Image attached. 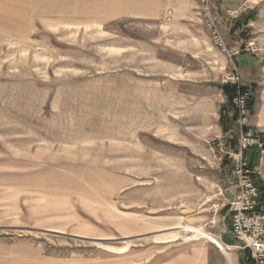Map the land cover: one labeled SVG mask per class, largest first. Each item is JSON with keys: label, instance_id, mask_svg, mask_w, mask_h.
<instances>
[{"label": "rangeland", "instance_id": "obj_1", "mask_svg": "<svg viewBox=\"0 0 264 264\" xmlns=\"http://www.w3.org/2000/svg\"><path fill=\"white\" fill-rule=\"evenodd\" d=\"M203 1L0 0V264H229L210 233L241 264L209 139L262 52L222 0L215 46Z\"/></svg>", "mask_w": 264, "mask_h": 264}, {"label": "built area", "instance_id": "obj_2", "mask_svg": "<svg viewBox=\"0 0 264 264\" xmlns=\"http://www.w3.org/2000/svg\"><path fill=\"white\" fill-rule=\"evenodd\" d=\"M203 17L208 30L210 29L213 44L226 50L225 40L219 26L212 18L209 9V0H204ZM255 44L245 43V48L251 52L255 51ZM242 46V45H241ZM240 48L233 54L239 53ZM225 83H231L238 87L236 94L232 97L230 117H235L234 123L239 130L234 137L229 139H209V147L213 157L219 162H228L231 166V197L222 200L221 208L227 209V218L230 222V232L238 242L237 248L247 251L252 264H264V190L258 184L256 170L249 161V152L257 149L260 157H264V136L255 132L250 126L249 101L252 97L250 90H241L245 84L240 82V74L229 75ZM231 133V131H229ZM234 141L231 146L230 142ZM216 220L215 217L211 219ZM203 234V233H202ZM209 234V233H208Z\"/></svg>", "mask_w": 264, "mask_h": 264}, {"label": "crops", "instance_id": "obj_3", "mask_svg": "<svg viewBox=\"0 0 264 264\" xmlns=\"http://www.w3.org/2000/svg\"><path fill=\"white\" fill-rule=\"evenodd\" d=\"M167 5V3L165 4ZM221 10L225 14H229L232 16V19L234 21H237L238 19H241L244 15H247L252 9H256L255 11V18L252 19L249 23L250 26H252V32L253 38L257 41V44L261 48L260 54H253V53H245L241 59L239 60V66L241 68V71L244 74V78L247 82H250L251 84H255V89L253 92L254 95V106H253V113L250 118V126L255 132L262 133L264 136V0H222L221 3ZM234 27V26H233ZM233 27L230 28L231 34L228 36H225L226 41L228 43H238L233 41L234 38L240 36L239 31L233 30ZM242 42V39L239 40ZM214 83H209L210 86H214ZM221 84V83H220ZM220 84H217L218 86ZM249 84V85H251ZM222 94V99L220 100V106L218 110V122H219V128L220 130L226 135L229 136L230 132L226 133L224 132L221 123H220V109L223 104L226 102V97L223 93V90L220 88ZM229 114V112H228ZM235 143L234 141L230 142V145L233 146ZM249 161L252 164L253 168L256 170V177L258 179V184L262 187L264 186V157H260L258 150L255 148L249 152ZM231 181H229V185L226 189L227 194L229 197L232 196L231 191L233 190V187H231ZM229 221V219H226ZM230 223V222H229ZM208 234V233H206ZM210 238L214 241L213 237L218 238L220 242L223 245H219L214 241V243L220 247L221 251L228 257L229 264H234V262H231L230 259V252L229 247L227 244H225L220 235L212 234L210 233ZM226 236L228 237V231L226 233ZM230 238V237H228ZM227 251V252H226ZM242 257H238V260L241 264L245 263V251H242L240 253ZM248 256L246 258H250L249 253H247ZM246 264V263H245Z\"/></svg>", "mask_w": 264, "mask_h": 264}, {"label": "trees", "instance_id": "obj_4", "mask_svg": "<svg viewBox=\"0 0 264 264\" xmlns=\"http://www.w3.org/2000/svg\"><path fill=\"white\" fill-rule=\"evenodd\" d=\"M255 14L256 13L254 12V14L248 13L246 16H243L241 19H239L236 22L232 31L240 29V36L244 39H248V35L246 32L249 31L250 27H247V25L249 24L250 19L255 18ZM242 49H241V51L245 52ZM219 86L223 90V93L226 97V102H225V104L222 105V107L220 109V123H221V126H222L224 132L228 133L231 130L232 122H234V120H235V117H230L228 112L231 108L232 97L236 94L238 87L234 84H231V83H221ZM255 87H256L255 84L245 85L244 87H241V90L243 89L244 91L245 90L251 91L252 97L249 101L250 102L249 103V109H250L251 115L253 113V106H254L253 92H254ZM262 190H264V186L262 187ZM225 210H227V209H225ZM248 260H249V262L252 261L251 258H248Z\"/></svg>", "mask_w": 264, "mask_h": 264}, {"label": "water", "instance_id": "obj_5", "mask_svg": "<svg viewBox=\"0 0 264 264\" xmlns=\"http://www.w3.org/2000/svg\"><path fill=\"white\" fill-rule=\"evenodd\" d=\"M44 232L46 233H52V234H58V235H63V236H67L65 235L64 233H60V232H57V231H49V230H45ZM69 237H74V238H81V237H77V236H72V235H69Z\"/></svg>", "mask_w": 264, "mask_h": 264}]
</instances>
